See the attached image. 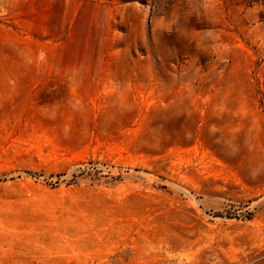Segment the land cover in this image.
<instances>
[{
    "label": "rangeland",
    "instance_id": "1",
    "mask_svg": "<svg viewBox=\"0 0 264 264\" xmlns=\"http://www.w3.org/2000/svg\"><path fill=\"white\" fill-rule=\"evenodd\" d=\"M0 264H264V0H0Z\"/></svg>",
    "mask_w": 264,
    "mask_h": 264
}]
</instances>
